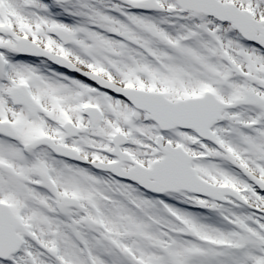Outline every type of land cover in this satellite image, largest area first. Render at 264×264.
Masks as SVG:
<instances>
[{
	"label": "snow or ice",
	"instance_id": "6c2138e0",
	"mask_svg": "<svg viewBox=\"0 0 264 264\" xmlns=\"http://www.w3.org/2000/svg\"><path fill=\"white\" fill-rule=\"evenodd\" d=\"M0 264H264V0H0Z\"/></svg>",
	"mask_w": 264,
	"mask_h": 264
}]
</instances>
